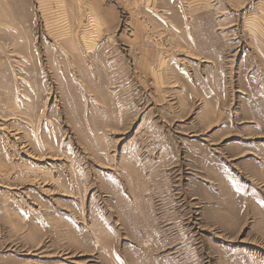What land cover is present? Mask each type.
<instances>
[{
    "label": "rangeland",
    "instance_id": "obj_1",
    "mask_svg": "<svg viewBox=\"0 0 264 264\" xmlns=\"http://www.w3.org/2000/svg\"><path fill=\"white\" fill-rule=\"evenodd\" d=\"M0 264H264V0H0Z\"/></svg>",
    "mask_w": 264,
    "mask_h": 264
}]
</instances>
